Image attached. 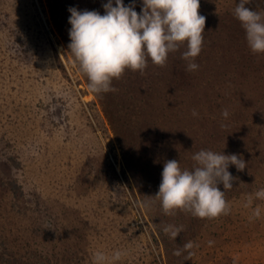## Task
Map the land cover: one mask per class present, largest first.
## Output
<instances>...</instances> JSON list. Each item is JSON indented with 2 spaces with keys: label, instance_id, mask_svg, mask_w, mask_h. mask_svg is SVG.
Listing matches in <instances>:
<instances>
[{
  "label": "rangeland",
  "instance_id": "obj_1",
  "mask_svg": "<svg viewBox=\"0 0 264 264\" xmlns=\"http://www.w3.org/2000/svg\"><path fill=\"white\" fill-rule=\"evenodd\" d=\"M239 2L200 0L198 70L178 73L184 44L165 67L149 60L96 94L68 47V9L103 15L107 0H0V264H93L97 251L124 253L109 264H264V53L248 45ZM124 3L141 11L142 0ZM202 149L247 163L229 167L230 214L165 215L152 197L164 162L192 170ZM167 225L183 231L173 239ZM188 241L191 259L173 255Z\"/></svg>",
  "mask_w": 264,
  "mask_h": 264
},
{
  "label": "clouds",
  "instance_id": "obj_2",
  "mask_svg": "<svg viewBox=\"0 0 264 264\" xmlns=\"http://www.w3.org/2000/svg\"><path fill=\"white\" fill-rule=\"evenodd\" d=\"M253 0H240L234 9L246 33V40L253 53H264V10H253ZM104 14L98 11H80L71 7L68 11L70 53L74 56L82 73L89 81V88L96 94L116 92L113 80H119L126 70L144 73L148 62L165 67L170 53L180 50L186 44L181 57L188 62L187 70L196 71L199 65L195 59L204 45L206 18L200 15V0H142L141 11L135 3L125 5L124 0H107L102 5ZM192 115L198 116L194 110ZM224 118L229 116L222 111ZM192 170L182 169L176 159L166 160L158 192L152 196L160 201L165 215L173 216L177 211L195 217L214 219L228 215L231 211L225 199L226 192L233 188L238 178L230 171L235 166L243 172L247 163L236 154L226 155L212 150H200L192 157ZM223 185V190L219 185ZM255 198L264 200V189L254 193ZM253 195H249L251 206ZM260 207L253 211V218H259ZM182 226L167 225L166 235L177 238ZM209 246L213 241L208 242ZM198 244L188 241L176 249L175 256L187 252L185 259H191ZM124 253L116 251L109 258L103 252L93 254V264H109L120 261Z\"/></svg>",
  "mask_w": 264,
  "mask_h": 264
},
{
  "label": "trees",
  "instance_id": "obj_3",
  "mask_svg": "<svg viewBox=\"0 0 264 264\" xmlns=\"http://www.w3.org/2000/svg\"><path fill=\"white\" fill-rule=\"evenodd\" d=\"M217 51H218V49H217ZM204 53H206L205 50H202L201 54L197 57V59H196L194 62L197 63V64H199V63L201 62V59H202V56H203ZM207 55H208V53H206V56H207ZM207 58H210V57H207ZM205 62H206V60H205ZM187 65H188V62L185 61V60H184L183 64H177V65H176V68H177L178 73L183 74V72H191V71H188V70H187ZM131 74H132V73H131ZM170 76H172L171 73H170ZM186 79H187V80H186L185 82L188 83V84H192V83H198V84H201L202 82L205 83V81H206L203 75H202V77H201L200 79H199V76H198L196 79H194V82H193V79H191V81H190L188 78H186ZM207 80H209V79H207ZM229 80H231V79H229ZM209 81H210V80H209ZM225 82H227V81H225ZM261 83L263 84L264 81L261 82ZM252 84H253V83H251V85H250L249 88H251ZM168 89L171 91V93H173V91H172V89H171L170 87H168ZM171 93H170V94H171ZM239 101H240V100H239ZM251 120H252V119H249V118H244V119H243V121H244V122H247V123H249ZM250 125H255V121H252ZM253 127H254V126H253ZM186 146L189 147V144L186 143ZM153 234H155V233L153 232Z\"/></svg>",
  "mask_w": 264,
  "mask_h": 264
}]
</instances>
